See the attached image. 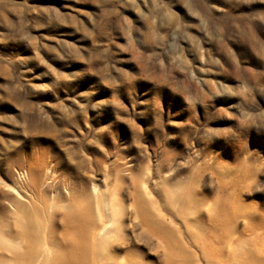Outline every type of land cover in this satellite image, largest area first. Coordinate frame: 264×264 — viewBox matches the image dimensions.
Masks as SVG:
<instances>
[{
  "label": "rangeland",
  "instance_id": "374dc122",
  "mask_svg": "<svg viewBox=\"0 0 264 264\" xmlns=\"http://www.w3.org/2000/svg\"><path fill=\"white\" fill-rule=\"evenodd\" d=\"M0 264H264V0H0Z\"/></svg>",
  "mask_w": 264,
  "mask_h": 264
}]
</instances>
